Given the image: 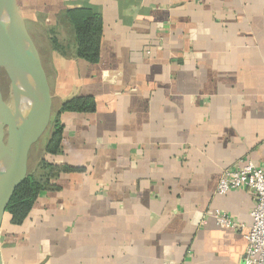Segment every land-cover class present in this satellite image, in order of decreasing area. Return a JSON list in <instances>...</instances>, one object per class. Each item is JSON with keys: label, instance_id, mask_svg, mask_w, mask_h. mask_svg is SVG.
I'll use <instances>...</instances> for the list:
<instances>
[{"label": "crops", "instance_id": "obj_1", "mask_svg": "<svg viewBox=\"0 0 264 264\" xmlns=\"http://www.w3.org/2000/svg\"><path fill=\"white\" fill-rule=\"evenodd\" d=\"M16 4L45 35L54 105L92 95L97 108L61 113L63 152L50 159L81 170L21 225L2 224L4 264H242L244 234L212 213L253 221L248 189H216L227 168L264 169V0ZM83 6L103 18L98 62L76 57L59 23Z\"/></svg>", "mask_w": 264, "mask_h": 264}, {"label": "water", "instance_id": "obj_2", "mask_svg": "<svg viewBox=\"0 0 264 264\" xmlns=\"http://www.w3.org/2000/svg\"><path fill=\"white\" fill-rule=\"evenodd\" d=\"M1 70L8 75L14 95L12 107L0 86V264H4L1 229L6 209L28 175L31 149L48 129L54 106L40 50L16 0H0ZM20 83L28 90L23 91ZM22 94L31 101L28 117L21 112Z\"/></svg>", "mask_w": 264, "mask_h": 264}, {"label": "trees", "instance_id": "obj_3", "mask_svg": "<svg viewBox=\"0 0 264 264\" xmlns=\"http://www.w3.org/2000/svg\"><path fill=\"white\" fill-rule=\"evenodd\" d=\"M59 23L73 35L75 56L90 62H98L101 57V40L103 36V18L90 6L72 7L61 11ZM55 47L66 54V46H62L56 38ZM97 108L96 99L92 95H80L64 101L57 115L52 120L50 135L44 146L43 155L33 168H29L25 180L16 188L6 209L3 223L21 225L33 210L35 203L43 191L59 190L57 180L62 173L81 170L68 164H58L50 159L63 152V124L61 113L66 111L88 113Z\"/></svg>", "mask_w": 264, "mask_h": 264}, {"label": "built area", "instance_id": "obj_4", "mask_svg": "<svg viewBox=\"0 0 264 264\" xmlns=\"http://www.w3.org/2000/svg\"><path fill=\"white\" fill-rule=\"evenodd\" d=\"M242 188L248 189L256 199L251 211V225L237 222L218 209L212 214L221 227L237 229L244 234L247 248L242 264H264V169L252 161L227 168L221 175L216 192L226 194Z\"/></svg>", "mask_w": 264, "mask_h": 264}, {"label": "rangeland", "instance_id": "obj_5", "mask_svg": "<svg viewBox=\"0 0 264 264\" xmlns=\"http://www.w3.org/2000/svg\"><path fill=\"white\" fill-rule=\"evenodd\" d=\"M33 35H34V38L36 40L35 42H36L39 50L44 55L45 51H46L45 43H44V36H45L44 33L40 32V31H33ZM0 86H1V89L3 91V94H4L6 101L12 107H14V95H13V91H12L11 81H10L8 75L6 74V72L4 70H1V72H0ZM58 108H59V106L56 104L53 106L52 120L54 119V117L56 115L55 114L56 110ZM52 120H51L50 125H49L48 129L46 130V132L33 145L32 149H31L30 158H29V168H33L37 164L40 157L43 155L44 146H45L46 141L50 135L49 131H50Z\"/></svg>", "mask_w": 264, "mask_h": 264}, {"label": "bare ground", "instance_id": "obj_6", "mask_svg": "<svg viewBox=\"0 0 264 264\" xmlns=\"http://www.w3.org/2000/svg\"><path fill=\"white\" fill-rule=\"evenodd\" d=\"M19 86L21 87V89L23 91H27L28 90V86L27 85H23V84H19ZM19 103H20V107H21V112L24 116H29L30 113H32V108H31V101L30 99H28L27 95H20L19 97Z\"/></svg>", "mask_w": 264, "mask_h": 264}]
</instances>
